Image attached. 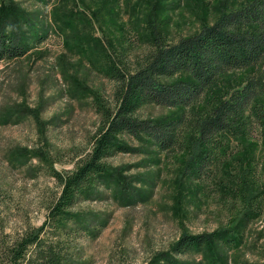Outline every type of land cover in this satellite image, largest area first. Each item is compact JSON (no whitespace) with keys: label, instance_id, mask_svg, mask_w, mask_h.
I'll return each mask as SVG.
<instances>
[{"label":"rangeland","instance_id":"374dc122","mask_svg":"<svg viewBox=\"0 0 264 264\" xmlns=\"http://www.w3.org/2000/svg\"><path fill=\"white\" fill-rule=\"evenodd\" d=\"M244 1L0 0V8L22 9L27 21L18 30L43 38L28 54L0 60V264L10 263L11 245L44 222L60 195L53 172H71L89 155L103 123L97 103L115 107L109 64L130 70L155 37L175 42ZM187 77L180 72L166 80ZM211 96L206 90L193 109L210 105ZM189 111L147 104L138 115ZM119 138L131 150L105 161L120 179L132 178L137 196L127 201L132 195L116 191L107 176L89 186L65 222L66 264H216L204 251L175 256L172 245L182 233L228 227L239 234L234 245L216 247L225 263L264 264V139L257 128L224 138L225 157L202 182L183 175L189 142L182 152H164L144 136ZM242 168L247 179H240Z\"/></svg>","mask_w":264,"mask_h":264},{"label":"trees","instance_id":"16d2710c","mask_svg":"<svg viewBox=\"0 0 264 264\" xmlns=\"http://www.w3.org/2000/svg\"><path fill=\"white\" fill-rule=\"evenodd\" d=\"M23 16L22 9L15 5L0 8V60L24 56L43 39H30L32 30H18L27 21ZM237 71L241 74L239 81L229 83ZM180 72L187 74V79L166 80ZM106 73L114 82L115 107L97 103L103 123L89 155L71 172H53L61 185L60 195L44 222L11 245L7 251L9 264H66L71 231L65 222L74 215L72 204L85 197L89 186L104 176L114 183L116 191L132 195L127 201L134 200L137 191L132 188V178L124 175L120 179L105 161L113 154L131 150L120 136H144L164 152H182L189 142L192 152L184 163L183 175L198 182L211 178L225 157L224 138L242 137L257 128L264 139V0H246L175 42L164 44L155 37L150 50L132 69L125 70L112 61ZM206 90L212 92L211 104L193 109ZM147 104L191 111L160 119L142 118L138 111ZM240 173V179L249 176L243 168ZM246 221L242 218L241 224L246 226ZM81 228L87 229V225ZM50 230L55 231L53 236ZM238 234L234 227L182 233L172 245V254L204 251L216 264H226L216 247L218 243L234 245Z\"/></svg>","mask_w":264,"mask_h":264}]
</instances>
